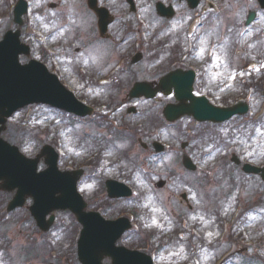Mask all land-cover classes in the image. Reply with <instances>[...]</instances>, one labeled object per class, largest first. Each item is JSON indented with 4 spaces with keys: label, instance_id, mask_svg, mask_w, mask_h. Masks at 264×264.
I'll return each instance as SVG.
<instances>
[{
    "label": "rangeland",
    "instance_id": "1",
    "mask_svg": "<svg viewBox=\"0 0 264 264\" xmlns=\"http://www.w3.org/2000/svg\"><path fill=\"white\" fill-rule=\"evenodd\" d=\"M30 1L32 12L28 16V21H26L25 18H27V15H25L23 25L19 26L12 19V5L8 6L7 0H0V39L7 29L20 28L22 41L31 44L33 47L30 56H20L22 62H26L32 57L40 58V49L42 47L48 48L54 46V50H52L55 51L53 53L57 55L53 58L52 67L54 68L52 70L64 72V81L76 89L82 97L86 98L88 100L87 102L95 103L94 101L105 98L101 102L106 101L107 103L108 95L113 94L115 101L120 102L117 104V106L119 105L118 108L112 109L110 113L112 114V118L116 119V123H119V125L127 124V122L141 124L140 121L142 120L140 119H142V111H148L151 107L152 110L155 111L154 113L160 115L163 106L167 102L173 101L172 96L162 95L158 96L162 98V102L160 103L156 101V99H147L142 96L139 98L136 96L129 98L128 91L132 85L128 86V83L131 79L126 80L127 77L125 75L121 78L122 80H126L124 85L125 88L123 87L122 90L117 92L114 87L111 86V84L115 82H85V80H82L77 75L75 69L77 66L85 67L91 60L87 62L86 60L89 59H87L88 56L85 52L77 50L80 43L69 42L67 40L68 36L66 35L67 29L73 23L74 16L77 15V23L70 29L69 36L78 40L80 29L84 30L85 33L88 31L90 22L84 11L79 13L81 9L79 2H77V0ZM85 4L87 6V3ZM238 4L236 8L241 6L240 1ZM203 6L204 5L201 3L200 8L196 10L202 11ZM230 8L228 7L227 9L231 10ZM239 9H241V7ZM149 11L151 15L155 17L158 15L155 8L152 10L150 8ZM57 13L65 14V19L56 16ZM197 13H199V11ZM230 14L234 15L232 12H230ZM241 14H237V18H239L238 22L241 21L243 24L244 16ZM51 15L53 19L48 21L47 16ZM257 20V23L253 27L250 26L245 30V32H247L245 34L246 37L239 41L242 45L240 49L244 50V52L242 51L241 53L242 56L245 57L247 53V57L251 56L253 60L251 71H236L235 68H230L229 64L223 67L225 58V55H223V47H226V52L228 53L227 48L231 46V40L233 39L231 34L237 31L233 23L221 29L217 26H212L211 29L206 28L204 37L201 36L200 39L197 38L199 46L192 57L196 66H203L204 68L203 78L200 82H202L203 89L206 92L215 93L218 97L226 98L228 102L231 103L235 101V98L241 96L242 87L238 86L239 82H244L254 75L257 77L264 76V12L260 13ZM201 30L203 31L202 27ZM96 36L97 35H95V37ZM210 36L212 38L211 44L209 45ZM246 38H256L258 40L255 43L249 41L250 44H244V39ZM213 39L221 40L224 44L220 48H215V53L211 56L209 47L212 45ZM90 49L91 51L89 52L93 54V59L96 63L106 62L107 58L104 56L108 57V55L104 45L96 42L95 46L90 47ZM245 49H247V51H245ZM145 59L146 55H143V60L137 63H131L132 65L130 64L127 68L128 72L133 74V80H148L152 79L156 74L160 75L162 73L158 71L155 65L149 64ZM201 63H203V65H199ZM106 65L102 67V69L94 70L98 72L97 75H95L93 71L91 74H94L100 79L103 78L102 75L106 73L104 71ZM91 69H89V71ZM165 71L167 70L164 69L163 72ZM234 75H237L238 78L233 80ZM233 82L238 83L234 84ZM223 84H225V86H223ZM250 96L255 112L258 113L260 111L259 116L263 115L264 96L262 93L257 91L255 93L250 92ZM131 105L137 106V113L128 112V108ZM151 105H153V107ZM97 109L99 111L105 110L101 104L97 106ZM70 118L72 117L69 114H62L58 109L50 106H30L18 111L8 120L6 128L2 132V136L10 142L19 145L21 150L30 156L38 153L44 143L52 144L53 139L55 137L58 138L59 149L57 150L62 154V157L59 159V166L61 169H87V159L91 157L93 153L100 152L102 154V160L98 171L99 176L104 177V179L113 177L123 180L132 186L134 193H146L144 205H141L142 209L146 212L144 214L146 216H142L140 220L147 229L157 230L163 239L175 232L174 228L177 229L178 227L179 214L185 212L187 214L188 224L190 225L191 223V226L195 228L198 226L196 232L198 235L204 237L206 245L197 243V245H193L192 247L191 243L184 239L179 242H167L165 239V245L161 247L158 253H154L153 255L156 264H181L183 261H191V255L195 256L197 264H264V260L259 259L260 256L264 255V178L261 176L263 173L247 174L241 170V166H238L240 164L230 160L228 162V166L231 168L230 173L218 174L217 170L221 169L222 162H219L217 165L215 164L223 154H226L225 150L222 149L223 152L220 150V147H214L212 144L208 146L205 145L206 148L203 147V149H200V142L197 141V143L194 144V142L189 141V137H184L183 140L176 139L178 141L175 142L169 139L166 133L162 134V140H160L165 146L171 143L172 149H177V151L180 146V152H177L173 156L171 155V158L166 157V155L160 156L161 154L156 152L153 143L154 140H157L156 137L158 136L153 135L147 137V133L143 132L141 129L139 132H130L132 134H130V136L134 139L133 142L125 140L127 147H132L131 149H123L125 148L124 144H116L113 141L110 146H106L104 141L100 144L89 143L92 135L93 137L99 136V138L109 135V138L113 140L115 133L107 131L105 126L99 127L85 122L81 124L82 119ZM260 118L262 119L255 125V133L252 135L250 133L241 134L235 130L232 131L233 125L230 123L220 127V131H222L226 137L227 135L231 136L235 134L233 138H230L232 150L227 152L230 156L236 155L241 158V161L250 160L259 165H264V115ZM260 118H258V120ZM189 124H191V122H189ZM113 129L117 135L123 133V127ZM150 134L152 135V133ZM192 144H194V147H191ZM124 151L126 154H124ZM184 153L190 154L201 167H205L206 170L209 171V174L214 177L213 181H211L219 182L221 189H225V192L222 193L220 191V195L213 193L211 202L205 199L202 200L199 194L203 190V185H201L202 187H200V185L191 187L185 184V180L181 181V178H177L176 175L170 173V169H175L177 170L176 172L188 177L186 175L188 173L185 171L188 169L180 165L178 160L179 157L181 162V157ZM128 154L130 158L127 157ZM45 167L46 164L42 158L39 163V169ZM149 168H152L155 172L150 178H147L141 169L147 170ZM86 172L81 177L78 185L80 191L88 198L99 187V183L94 179H91V181L87 180L85 178ZM232 176L236 179L235 182L230 183V178ZM208 179L209 178H206L205 181H208ZM100 191L101 194H105L103 197L104 202H108L111 206L116 204L114 206L115 208H112L113 214H116L118 210L119 212H124L123 214H117L115 217L128 215L132 212L134 206H136V203L128 198L126 200L118 198L121 201L117 200L111 202L107 195L106 188H101ZM3 194H5L3 197L6 199L3 198L2 204L4 205L0 208V211L4 213L7 203L11 199L13 193L6 192ZM238 196H241L245 201L246 209L248 210L244 215L246 219L244 222H241L243 220H240L238 215L239 208L236 203ZM31 203L32 200L28 199L26 204L22 207L23 210L16 213H14L16 210L11 213L5 212L7 213L6 217L12 216L13 220L15 218L13 223H9L7 220L9 223V226H7L8 234L14 238L12 251L14 248L18 249L20 244L26 245L27 233L34 228V220L29 212V205ZM64 211L65 210L54 211L55 221L53 226L47 231L48 234L52 233V235H56L60 240L59 244H61L57 250L52 252V255L56 259L60 255L62 264H80L79 261H77L76 247L72 244L73 231L68 235L65 230L56 228L58 221L64 222L65 224L72 222L70 216ZM103 214L106 217H110L107 213ZM223 216L227 218L230 216V223L235 224L234 226H236L237 223V230L238 219L239 223H244L238 231V233L245 235L244 239L239 240V242L236 243L237 245L234 244V247L230 248L228 253L225 254V257L228 256L229 252L231 250L234 251V249L239 255L242 253L248 254H243L239 258H237L239 256L238 254L234 256L237 258L235 260L236 263L233 258L222 261L224 257H218L222 249L221 247H223L221 244L225 245L223 241L227 235L225 231H221L217 222ZM23 217L25 219H22ZM70 225H72V223ZM35 235L38 239H43V235L40 236L38 232ZM124 236L118 241V244L126 245L128 242L134 241L137 243L142 238L140 234L135 233L129 234L126 238ZM236 237L238 236L236 235ZM218 241L221 243H218ZM212 244H216V246L212 247ZM249 255L255 259H251ZM3 256H5V254L0 250V264H5L3 262L4 259H2ZM55 258L47 259V263L55 264ZM16 260L19 261L18 258H16ZM107 260L109 259L105 261ZM31 261L33 264L38 263V261L34 259H31ZM6 264H8L7 261Z\"/></svg>",
    "mask_w": 264,
    "mask_h": 264
},
{
    "label": "water",
    "instance_id": "2",
    "mask_svg": "<svg viewBox=\"0 0 264 264\" xmlns=\"http://www.w3.org/2000/svg\"><path fill=\"white\" fill-rule=\"evenodd\" d=\"M23 6L17 7L20 14ZM8 51L7 44L0 46V123H5L4 116H9L14 110L31 102H48L81 114L90 112L81 105L71 93L59 82L55 75L40 67L36 63L21 66L18 63V54L23 50V45L17 40ZM1 44V43H0ZM190 97L188 90L185 97ZM194 111L197 117L215 118L228 117L237 110L218 111L209 110L202 104L203 98L194 99ZM202 102V103H200ZM3 126L0 127V132ZM56 155L50 153L47 161L50 167L42 172H37L38 159H28L21 155L16 147L0 138V179H6V186L19 185L20 191L11 206L22 204L24 193L30 192L35 198L33 212L43 221L47 212L54 208H71L81 217L85 228L80 240V256L84 264H102L103 254L112 255L113 264H152L150 258L142 253L128 251L116 247L115 241L124 230L126 221L121 219L106 222L98 215L85 213L84 203L74 193L75 180L69 173L60 172L56 166ZM111 193L119 194L114 188ZM58 194V195H57Z\"/></svg>",
    "mask_w": 264,
    "mask_h": 264
},
{
    "label": "flooded vegetation",
    "instance_id": "3",
    "mask_svg": "<svg viewBox=\"0 0 264 264\" xmlns=\"http://www.w3.org/2000/svg\"><path fill=\"white\" fill-rule=\"evenodd\" d=\"M214 1L217 0H197L195 3L193 0H97L95 10H91L88 4L83 7L91 14L87 16L90 25L86 33L91 35L89 41L91 44L98 42L106 47L109 61L108 57L104 56L107 62L103 65L107 64V70L118 69L120 72L123 68H128L131 63L143 60V55H146L145 60L162 72L148 80L160 82L163 75L170 70L195 68L192 56L199 46L197 38L204 37L206 28L225 27L224 16L229 13L228 5L231 7L230 11L234 9L235 12L242 7L241 4L236 8V0H218L220 3H225L222 12L216 15L208 14L210 12L207 8ZM79 2L83 5L88 0H79ZM201 3L204 5L203 10H196L200 8ZM150 8L151 10L155 8L158 14L156 17L151 15ZM206 11L208 13L201 24L203 31L196 33L194 21ZM106 22H108L107 32L102 34L101 30ZM79 32L78 40L83 44L85 31L80 29ZM211 38L210 36L209 45ZM223 44L221 40L215 43L219 48ZM164 69L167 71L163 72ZM195 69L200 71L204 68ZM195 92L205 95L216 106L224 107L229 104L225 98L206 92L202 82H195ZM225 124L227 121L200 123L199 125L204 127L201 135L209 139L211 135L220 133V127ZM230 124L233 125V122Z\"/></svg>",
    "mask_w": 264,
    "mask_h": 264
}]
</instances>
